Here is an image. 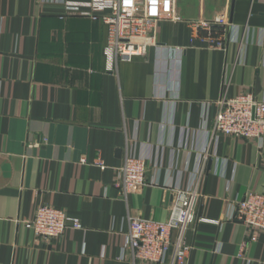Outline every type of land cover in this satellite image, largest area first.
Listing matches in <instances>:
<instances>
[{
  "label": "crops",
  "instance_id": "1",
  "mask_svg": "<svg viewBox=\"0 0 264 264\" xmlns=\"http://www.w3.org/2000/svg\"><path fill=\"white\" fill-rule=\"evenodd\" d=\"M172 6L162 8L158 45L115 63L101 21L60 18L45 0H0V264H149L132 260L117 230L127 215L166 220L169 189L191 185L202 166L185 264H264V232L252 241L228 218L235 200L264 192V138L210 142L207 133L222 91L264 96V0ZM224 18V49L190 45L186 21ZM127 154L148 169L123 200L114 182ZM39 204L85 229L36 238L24 221Z\"/></svg>",
  "mask_w": 264,
  "mask_h": 264
},
{
  "label": "built area",
  "instance_id": "2",
  "mask_svg": "<svg viewBox=\"0 0 264 264\" xmlns=\"http://www.w3.org/2000/svg\"><path fill=\"white\" fill-rule=\"evenodd\" d=\"M174 0H45L60 8L59 17L79 15L101 21L106 28L104 52L110 61H131L144 57L148 49L156 47L158 25L164 19L162 8H173ZM170 11V18L174 15ZM189 42L203 44L204 48L222 50L228 38V19L188 20ZM216 112L207 133L210 142L233 137L251 141L264 138V96L258 98L252 92L242 91L228 96L226 90L215 101ZM81 163H88L85 158ZM92 164L105 165L96 158ZM147 161L137 155L127 154L123 164L116 169L114 188L120 198L139 190L146 184ZM204 168L196 172L191 185L169 189L173 195L166 220L157 221L141 216H126L127 229L117 230L122 248L128 249L134 262L149 264H185L193 248L186 235L196 220L199 189ZM233 203V202H232ZM234 219L244 225L250 240L255 241L264 232V192L248 191L243 198L234 201ZM33 235L45 241L59 240L66 230H84L82 222L59 208L39 204L33 216L24 221ZM241 256V255H240ZM169 261L166 263L167 258Z\"/></svg>",
  "mask_w": 264,
  "mask_h": 264
}]
</instances>
